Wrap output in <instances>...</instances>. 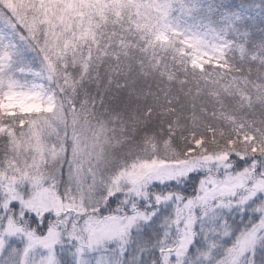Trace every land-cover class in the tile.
Listing matches in <instances>:
<instances>
[{"label":"snow or ice","instance_id":"obj_1","mask_svg":"<svg viewBox=\"0 0 264 264\" xmlns=\"http://www.w3.org/2000/svg\"><path fill=\"white\" fill-rule=\"evenodd\" d=\"M32 3L36 15L31 24H17L12 17L10 24L0 23L41 57V68L37 71L16 65V45L0 35V139L11 153L10 158L5 157L6 166H0V264H69L58 253L65 242L74 249L70 253L71 264H111L104 257L93 262L88 255L112 242L123 249L134 228L151 227L158 222L164 233L156 243L160 255L153 264H185L198 235L195 228L201 216L234 207L242 212L251 210L258 220L241 231L219 259L214 255L216 240L208 243L206 236L207 248L199 251L197 259L189 264H264V253L257 259V250L264 249V164L255 159L264 160V151L251 157L239 150L227 158L218 155L219 166L197 161L154 171L117 169L104 175L103 169L110 167L106 148L111 146L110 142L104 139L101 143V138L94 135L89 151L85 133L89 122L83 117L88 102L76 99L77 85L67 71L69 58L66 54L61 56L72 41H61L55 31L58 27L67 31L71 16L67 9L72 5L67 0H32ZM154 7L159 12L156 19H164L172 8V0ZM100 15L103 19V12ZM195 43L199 45L201 41ZM237 47L242 56L246 55L243 44ZM261 62L264 63V58ZM193 66L203 70V65L196 61ZM84 70L87 71L86 65ZM28 75L43 82L29 84ZM233 156L245 162L251 158L252 162L242 168L235 165L239 170L233 172ZM65 164L68 185L61 193L60 175ZM197 171H205L207 175L200 180L198 194L193 198L186 199L171 191H148L154 182L170 184L195 179L191 174ZM118 194L124 195L121 203L128 210L121 206L110 214H102V207H109ZM141 200L146 203L141 205ZM170 202L174 203V214L165 216L160 208ZM230 234L227 222L216 233L225 237ZM16 241L22 247H17Z\"/></svg>","mask_w":264,"mask_h":264},{"label":"trees","instance_id":"obj_2","mask_svg":"<svg viewBox=\"0 0 264 264\" xmlns=\"http://www.w3.org/2000/svg\"><path fill=\"white\" fill-rule=\"evenodd\" d=\"M23 1L25 7L19 12L18 18L0 9V23L10 24L9 17H12L17 24H31L36 15L32 0ZM119 1L121 0H113L112 5ZM164 2L166 0H158V2L150 0L151 4ZM110 7L103 8L100 3L94 5L91 14L85 16V13H81L75 18L76 23L71 22L74 15L71 14V18H68L66 33L70 35L69 40L72 43L61 53V56L66 54L69 58L67 71L77 85L79 95L76 99L78 101L87 99L88 111L83 115L93 117L97 109H104L100 107L101 104L106 106L110 99H114V104L116 102L127 109L141 103L157 105L156 101L149 102L151 98L156 99L161 103L159 113L162 112L166 117L164 121H160V128L165 129L163 131L165 134L157 137L162 143L166 138L169 139L166 135L171 132V141L167 142L174 148V151H170L172 153L166 156L155 155L158 162L187 164L199 161L207 166H219L218 155L227 158L228 154L239 150L240 153L251 157L258 156L264 151V143H262L264 120L258 119L257 116L254 118L243 116L244 120L228 126L224 125L226 121L219 116H227L234 110L235 98L230 92L238 94L243 86L252 87L251 84L259 85L262 81L252 79L251 75L253 76L252 73L257 70L264 69V63L260 58L264 56V0H172V8L166 17V24L173 33L169 32L162 38L158 37L157 20L143 25L140 15L128 17L131 8L118 15ZM234 27L240 32H231L227 29L234 30ZM55 31L61 35L60 27ZM193 31L212 32L217 38H221L227 49L219 64L204 65L203 70L191 66L182 40L188 32ZM0 35L6 36L16 45V65L29 67L33 71L41 68V57L28 48L18 35L2 25H0ZM240 44L244 45L246 55H241L237 47ZM259 50L262 56L255 54ZM253 56L257 59L253 60ZM85 65L87 71L84 70ZM129 75L135 76L131 83L126 82ZM27 82L43 81L27 76ZM144 82L145 85H141ZM129 86L132 88L129 89ZM223 90H226L225 94L229 97L224 95ZM253 92L256 95L248 96L254 94ZM239 93L244 95V98H250L248 105L254 103L252 96L257 97L255 89L245 94L243 90ZM138 99L141 102L137 103ZM259 100L264 107V95L259 96ZM235 101L238 103L237 99ZM57 103H60V98ZM104 110L106 111V108ZM76 111L79 112L80 109L76 108ZM116 113L117 111L113 114ZM150 115L152 113L146 117ZM249 139L251 142L244 144V140ZM181 155L185 158H176ZM232 159L233 172L249 166L252 162L251 158L247 162L240 161L235 156ZM255 159L264 164V160L260 157ZM237 164L239 168L235 166ZM206 175L205 171H197L191 174L195 179L185 178L170 184L154 182L148 191L150 193L171 191L186 199L193 198L198 194L200 180ZM211 175L214 178L215 172ZM114 198L115 200L110 201L109 207H102V214L105 215L109 210L113 212L112 208L121 203L125 197L123 194H118ZM139 203L144 205L146 202L141 200ZM160 211L165 216L173 215L174 203L162 205ZM197 214L200 215L199 210ZM256 220L258 216L251 210L242 212L235 207L218 209L215 215L201 216L195 228L198 235L189 249L185 264L195 261L199 251L207 248L206 236L208 243L216 240L218 247L214 255L217 259L222 258L224 251L232 246L239 233L246 227H251V222ZM224 222L230 226L231 234L226 237L217 236L216 233ZM163 233L164 228L159 222L154 226L143 225L139 231H132L130 241L123 249L119 245L113 248L114 262H116L114 264H121V261L123 264H153L160 255L156 243L163 237ZM146 246L147 250H145ZM66 248L68 246L64 243L62 249L58 248V253L68 259V253L63 251ZM110 249L112 248H107L103 252L107 253ZM257 251L259 260L264 249Z\"/></svg>","mask_w":264,"mask_h":264},{"label":"rangeland","instance_id":"obj_3","mask_svg":"<svg viewBox=\"0 0 264 264\" xmlns=\"http://www.w3.org/2000/svg\"><path fill=\"white\" fill-rule=\"evenodd\" d=\"M69 4L72 5V7L67 9V13H71L73 18H71L72 23H76L77 21L75 18L79 16L81 13H86L92 11L93 6L97 4H101V7L105 8L108 6H111L110 8L113 9L118 15H121L119 13H124L127 9L131 8L128 13V17L131 15L138 16L140 15L143 19V25L146 23L152 22L153 20H157V23L159 24L157 26L158 28V37H166L169 32L173 33L170 29V27L166 24V18L164 19H156L157 16H159L158 10L154 7L157 3L151 4L150 0H121L119 2H115L112 5L113 0H105L104 2L100 0H67ZM158 2V0H156ZM23 0H0V9H3L4 11H8L11 13L12 17L18 18L17 16H20V11L24 9ZM122 4V5H121ZM66 13V14H67ZM151 13V15H149ZM25 16V13L23 14ZM58 24H61V21L57 22ZM231 32H240L236 31V27H234L232 30L231 28H227ZM201 41V44L197 45L195 42ZM184 48L188 52V56L190 59V64L193 66V61H196L198 64L207 65V64H214L217 65L221 61V57L223 56L225 50L227 47L222 43L221 38H217L212 32L206 33V32H199V31H193L188 32L184 39L182 40ZM215 46V47H214ZM216 49H220L222 51H218ZM256 55L262 56V52L259 50L255 52ZM264 58V56L260 57ZM196 68V67H194ZM199 69V68H196ZM84 70H81L83 72ZM254 71V70H253ZM251 78H256V81L262 80L259 82V85L256 83L250 85L243 86L241 90L244 91V94L247 92H251L255 89V92L257 93V97L252 96L254 99V103L248 105V99L249 97L244 98V95L242 96L239 91L238 94L235 92H230L232 97L237 99L238 103L234 99V110L226 115H219L223 121H226L224 125L233 126L237 122H240L244 120L243 116H250L253 117L257 116L258 119L264 120V107L262 106V102L259 100V96L264 95V69L257 70L255 73H252ZM32 77L31 75H28ZM134 75L127 76V83L133 82L132 79L134 78ZM261 78V79H260ZM32 82H29L31 84ZM146 82L142 83L141 85H145ZM238 84V83H237ZM253 86L254 89H253ZM133 87H135L133 85ZM138 87V86H136ZM132 87L129 86V89ZM221 88V87H219ZM128 89V88H127ZM222 90V89H221ZM224 91V95L226 97H229L228 94H225L226 90ZM227 93V92H226ZM254 93V92H253ZM250 95H256L249 94ZM241 96V97H238ZM136 99V98H135ZM87 100V99H86ZM156 101L157 105H142L138 104L133 108L127 109V107H123L121 104H117L114 99L109 100V104H101L100 107L106 108V111L103 109H97L96 112L92 115L93 117H86L87 115H83L84 120H87L89 123L85 125V133L86 138L89 140V151H91V143H92V137L95 135L96 137L101 138V143H103L104 139H107L110 142L111 146H107V154H108V164L110 167H106L103 169V174L108 175L111 173H114L117 169L120 171H124L125 169L128 170H135V171H154L157 169L162 168H168V167H181L185 164H179V163H165V162H158V158L156 157L157 154H162V156H166L174 151V148L171 147V144L167 141H171L172 133L168 132L166 137L169 136V139L166 138L164 142H160L159 138L157 136H161L163 131L165 129H161L160 127V121L165 120L164 114L159 113L161 110V103L157 101L156 99L151 98L149 102ZM141 102L140 99H138L137 103ZM116 106V108H112ZM116 113L113 114V113ZM164 112V111H163ZM148 118L147 115L151 114ZM63 115V113H61ZM218 117V116H217ZM215 117V119H217ZM250 117L248 119H250ZM84 120H81V123H84ZM149 121L148 123L146 122ZM68 122L71 125V114H69ZM193 122V121H192ZM164 128V127H163ZM173 128V127H172ZM171 129V128H170ZM69 133H71V128L69 129ZM77 135H80L79 132H77ZM52 137L51 139L53 140ZM47 139V138H46ZM249 140H244V144H248ZM168 144L167 146L165 144ZM254 150V149H252ZM156 155V156H155ZM8 156L10 158L11 153L10 150H6L5 148V141L3 139H0V166H6L5 164V157ZM160 156V155H159ZM150 158V159H149ZM149 161H146L148 160ZM204 161V160H203ZM15 163V161H13ZM37 163H39V160H37ZM193 163H196L194 161ZM93 164H95V160H93ZM141 165H147V169H142ZM181 165V166H180ZM68 185V166L67 164L64 165L63 169L61 170L60 175V184H59V190L61 193H63L64 188ZM115 200V198H112V201ZM123 206L124 209L127 211L128 208L126 205H122V203L116 204V206L113 209L114 210L117 207ZM107 212L105 215L110 214ZM143 225L140 226L139 229H133L132 231L136 232L139 231ZM207 228V227H206ZM211 227L209 228V230ZM65 244L68 246L66 250H63L64 252L68 253V260L69 264H71L72 257L70 253L74 251L71 244L68 242H65ZM17 247H22V244L19 241H16ZM118 246L117 243H108L103 248H101L98 252H92L89 253L88 258L92 260L93 262L97 257H104L106 260L110 261L111 264H114V247ZM106 248V249H105ZM107 248H112L107 253L103 252L107 250Z\"/></svg>","mask_w":264,"mask_h":264},{"label":"clouds","instance_id":"obj_4","mask_svg":"<svg viewBox=\"0 0 264 264\" xmlns=\"http://www.w3.org/2000/svg\"><path fill=\"white\" fill-rule=\"evenodd\" d=\"M86 14L90 15V14H91V13H90V10H89V12L86 13ZM60 32H61V35L59 36V38H60L61 41H62L63 39H69V38H70V35L67 34L63 28H60ZM54 43H55V42H54Z\"/></svg>","mask_w":264,"mask_h":264}]
</instances>
